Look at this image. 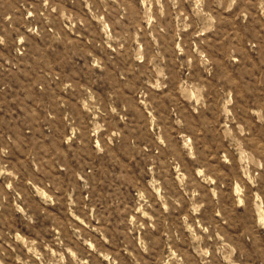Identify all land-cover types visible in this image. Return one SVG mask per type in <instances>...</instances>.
<instances>
[{"label":"rangeland","instance_id":"obj_1","mask_svg":"<svg viewBox=\"0 0 264 264\" xmlns=\"http://www.w3.org/2000/svg\"><path fill=\"white\" fill-rule=\"evenodd\" d=\"M0 264H264V0H0Z\"/></svg>","mask_w":264,"mask_h":264}]
</instances>
